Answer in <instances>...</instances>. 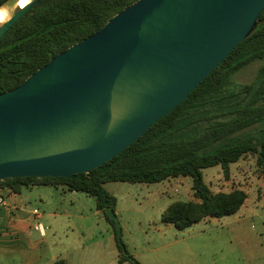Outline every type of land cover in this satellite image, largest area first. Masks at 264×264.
Listing matches in <instances>:
<instances>
[{
    "label": "water",
    "instance_id": "obj_1",
    "mask_svg": "<svg viewBox=\"0 0 264 264\" xmlns=\"http://www.w3.org/2000/svg\"><path fill=\"white\" fill-rule=\"evenodd\" d=\"M0 6V41L40 0ZM264 0H138L0 94V181L69 178L171 114L258 29Z\"/></svg>",
    "mask_w": 264,
    "mask_h": 264
},
{
    "label": "trees",
    "instance_id": "obj_2",
    "mask_svg": "<svg viewBox=\"0 0 264 264\" xmlns=\"http://www.w3.org/2000/svg\"><path fill=\"white\" fill-rule=\"evenodd\" d=\"M6 0H0V6ZM138 0H40L0 41V94L25 80L70 47L99 32L110 20ZM264 60V12L256 32L171 114L160 119L123 153L89 174L69 178H14L0 188L15 193L33 186L65 187L96 200V209L112 227L119 264H141L123 240L111 182L157 184L192 179L194 200L177 201L162 222L185 231L209 218L237 214L248 194L242 189L213 192L204 170L220 167L226 179L231 166L246 157L256 162L264 179V66L255 81L231 89L234 76ZM54 264H67L60 260Z\"/></svg>",
    "mask_w": 264,
    "mask_h": 264
},
{
    "label": "rangeland",
    "instance_id": "obj_3",
    "mask_svg": "<svg viewBox=\"0 0 264 264\" xmlns=\"http://www.w3.org/2000/svg\"><path fill=\"white\" fill-rule=\"evenodd\" d=\"M262 66L264 60L241 70L234 76L231 89L255 81ZM204 178L213 192L242 189L249 194L248 200L233 216L209 218L185 231L164 224L162 215L174 202L194 200L191 178L105 185L117 198L116 212L127 249L141 264H249L264 260L260 259L264 253V179L257 173L255 160L246 157L232 165L229 179L220 167L204 170ZM48 190L66 197L63 203L43 206V211L81 212L85 216L72 217L73 224L86 231L74 245L79 257H92L95 264H119L113 229L102 213L96 214L95 198ZM248 232L253 239H246ZM63 240L69 241L64 236Z\"/></svg>",
    "mask_w": 264,
    "mask_h": 264
},
{
    "label": "crops",
    "instance_id": "obj_4",
    "mask_svg": "<svg viewBox=\"0 0 264 264\" xmlns=\"http://www.w3.org/2000/svg\"><path fill=\"white\" fill-rule=\"evenodd\" d=\"M48 189L57 193L62 189L64 194L68 191L63 186L44 185L23 189L21 193L0 188V198L5 202L0 205V264H54L60 260L67 264H95L94 258H80L78 249H74L79 235H85L86 231L74 225L72 217L84 218V214L43 211V206L63 203L66 197ZM37 224L43 225L44 235L35 230ZM248 233L246 239H253L254 235ZM63 236L69 241L64 242ZM260 259H264V253ZM256 262L249 264H264V260Z\"/></svg>",
    "mask_w": 264,
    "mask_h": 264
},
{
    "label": "built area",
    "instance_id": "obj_5",
    "mask_svg": "<svg viewBox=\"0 0 264 264\" xmlns=\"http://www.w3.org/2000/svg\"><path fill=\"white\" fill-rule=\"evenodd\" d=\"M4 204H5V202H4L3 198H0V205H4ZM35 214L37 215L38 212L35 211ZM34 228H35V230L41 232V234L44 235V228H43V225H41V224H37V225H35Z\"/></svg>",
    "mask_w": 264,
    "mask_h": 264
},
{
    "label": "bare ground",
    "instance_id": "obj_6",
    "mask_svg": "<svg viewBox=\"0 0 264 264\" xmlns=\"http://www.w3.org/2000/svg\"><path fill=\"white\" fill-rule=\"evenodd\" d=\"M25 3H26V1L24 0V1H22L21 2V4H20V6H24L25 5Z\"/></svg>",
    "mask_w": 264,
    "mask_h": 264
},
{
    "label": "clouds",
    "instance_id": "obj_7",
    "mask_svg": "<svg viewBox=\"0 0 264 264\" xmlns=\"http://www.w3.org/2000/svg\"><path fill=\"white\" fill-rule=\"evenodd\" d=\"M4 16V13H0V19H2Z\"/></svg>",
    "mask_w": 264,
    "mask_h": 264
}]
</instances>
